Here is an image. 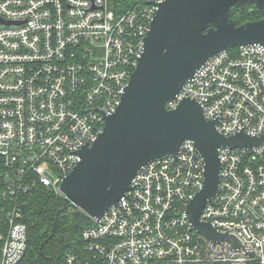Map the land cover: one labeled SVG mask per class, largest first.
Segmentation results:
<instances>
[{"label": "built area", "instance_id": "1", "mask_svg": "<svg viewBox=\"0 0 264 264\" xmlns=\"http://www.w3.org/2000/svg\"><path fill=\"white\" fill-rule=\"evenodd\" d=\"M166 0H0V264L27 253L23 207L37 187L60 195L118 108ZM197 102L223 137L264 136V48L211 57L165 106ZM217 195L199 221L233 237L196 231L187 207L202 190L192 141L142 167L126 192L80 232L61 264H264V144L218 148Z\"/></svg>", "mask_w": 264, "mask_h": 264}, {"label": "water", "instance_id": "2", "mask_svg": "<svg viewBox=\"0 0 264 264\" xmlns=\"http://www.w3.org/2000/svg\"><path fill=\"white\" fill-rule=\"evenodd\" d=\"M247 6L260 14L256 21L236 25L232 17ZM264 48V0H166L153 18L144 52L130 77L116 112L105 117L97 140L80 152V162L62 179L58 190L61 212L72 208L90 220H99L125 193L137 172L152 161L175 156L180 145L192 141L204 162L203 188L187 207L192 227L206 237L229 240L209 224L199 221L207 201L218 192V148L251 151L264 144V136L243 133L223 137L217 121H206L200 105L183 99L166 110L195 71L211 57L248 45ZM57 218L52 225V238ZM26 256L23 255L21 261Z\"/></svg>", "mask_w": 264, "mask_h": 264}, {"label": "trees", "instance_id": "3", "mask_svg": "<svg viewBox=\"0 0 264 264\" xmlns=\"http://www.w3.org/2000/svg\"><path fill=\"white\" fill-rule=\"evenodd\" d=\"M260 18V14L252 11V6L245 7L232 17L236 25ZM62 208V196L43 187L34 190L22 210L28 246L26 256L19 264H61L69 251L80 249V232L92 222L79 210L72 208L56 216ZM56 218L55 231L48 240Z\"/></svg>", "mask_w": 264, "mask_h": 264}]
</instances>
